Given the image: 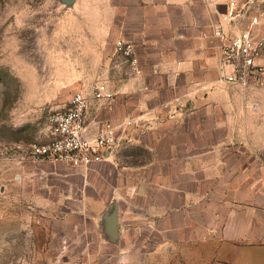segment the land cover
<instances>
[{"label":"crops","instance_id":"obj_1","mask_svg":"<svg viewBox=\"0 0 264 264\" xmlns=\"http://www.w3.org/2000/svg\"><path fill=\"white\" fill-rule=\"evenodd\" d=\"M79 3L95 15L78 23L73 90L106 82L116 92L110 105L92 103L90 127L97 118L141 126L90 169L35 163V188L66 190L65 211L47 213L65 231L60 249L81 252L64 264H264L262 91L221 81L225 0L67 5ZM120 39L140 74L117 53ZM57 172L69 173L52 180Z\"/></svg>","mask_w":264,"mask_h":264},{"label":"rangeland","instance_id":"obj_2","mask_svg":"<svg viewBox=\"0 0 264 264\" xmlns=\"http://www.w3.org/2000/svg\"><path fill=\"white\" fill-rule=\"evenodd\" d=\"M94 15L85 3L0 0V264H64L81 254L60 249L65 231L47 216L65 211L58 201L66 190L59 186L47 195V189L35 188V162L26 156L32 145L54 138L51 116L81 91L71 85V74L80 69L74 42H79V20ZM260 89L256 125L264 147ZM58 173L51 179L69 172Z\"/></svg>","mask_w":264,"mask_h":264},{"label":"built area","instance_id":"obj_3","mask_svg":"<svg viewBox=\"0 0 264 264\" xmlns=\"http://www.w3.org/2000/svg\"><path fill=\"white\" fill-rule=\"evenodd\" d=\"M225 3L224 23L215 29L221 41V81L244 89L264 88V0H225ZM115 48L140 74V59L134 46L120 39ZM115 97L116 92L106 82L95 84L90 94L75 92L68 107L51 116L54 138L32 145L26 158L76 169H90L110 161L122 148L126 131L141 126L133 118L122 124L97 118L96 128L90 127L88 114L92 103L110 105Z\"/></svg>","mask_w":264,"mask_h":264},{"label":"water","instance_id":"obj_4","mask_svg":"<svg viewBox=\"0 0 264 264\" xmlns=\"http://www.w3.org/2000/svg\"><path fill=\"white\" fill-rule=\"evenodd\" d=\"M65 4H71L73 0H62Z\"/></svg>","mask_w":264,"mask_h":264}]
</instances>
